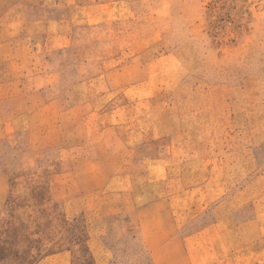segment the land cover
<instances>
[{"label": "rangeland", "instance_id": "rangeland-1", "mask_svg": "<svg viewBox=\"0 0 264 264\" xmlns=\"http://www.w3.org/2000/svg\"><path fill=\"white\" fill-rule=\"evenodd\" d=\"M23 1L69 42L60 119L0 122V264L264 258V0Z\"/></svg>", "mask_w": 264, "mask_h": 264}, {"label": "crops", "instance_id": "crops-1", "mask_svg": "<svg viewBox=\"0 0 264 264\" xmlns=\"http://www.w3.org/2000/svg\"><path fill=\"white\" fill-rule=\"evenodd\" d=\"M23 3L14 0L0 14V122H12L15 128L29 120L60 119L61 99L48 92L56 87L54 74L61 73V68H52L57 66L54 58L61 56L69 42L66 18L36 17L30 12L25 17ZM53 23L59 27L51 32L48 26ZM8 128L0 123V135ZM243 264H264V258Z\"/></svg>", "mask_w": 264, "mask_h": 264}]
</instances>
